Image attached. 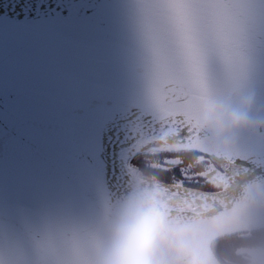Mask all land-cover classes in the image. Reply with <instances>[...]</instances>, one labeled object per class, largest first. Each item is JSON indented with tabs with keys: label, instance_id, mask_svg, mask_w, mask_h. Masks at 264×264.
<instances>
[{
	"label": "snow or ice",
	"instance_id": "snow-or-ice-1",
	"mask_svg": "<svg viewBox=\"0 0 264 264\" xmlns=\"http://www.w3.org/2000/svg\"><path fill=\"white\" fill-rule=\"evenodd\" d=\"M252 40L264 44V0H6L0 264H17L18 232L55 250L47 264H90L150 141L165 131L198 141L205 109L244 96L264 116V94L246 90ZM210 53L225 80L207 75ZM234 151L233 175L264 181V128L242 132ZM187 183L199 181L180 168L168 193Z\"/></svg>",
	"mask_w": 264,
	"mask_h": 264
},
{
	"label": "water",
	"instance_id": "water-1",
	"mask_svg": "<svg viewBox=\"0 0 264 264\" xmlns=\"http://www.w3.org/2000/svg\"><path fill=\"white\" fill-rule=\"evenodd\" d=\"M6 0H0L5 6ZM246 85L247 91L264 94V44L252 40L247 49ZM206 73L212 81H223L227 72L221 58L210 53L206 60ZM251 96H244L235 102L225 103L204 110L201 117V138L198 141L179 143L173 132L165 140L148 143L143 153L150 151L177 153L198 152L214 161L233 160L235 142L245 130L264 128V116L253 111ZM238 116L243 123L233 126L230 118ZM204 133H207L205 138ZM198 149V150H197ZM169 183H158L150 177L132 176L128 190L123 197L108 210L98 238L89 254L90 264L104 249L112 220L129 201L154 198L144 187L168 191ZM209 194L207 200L217 205L204 211L175 209L164 205L155 198L162 212V224L155 243L152 264H200L198 256L202 250L226 236L251 233L264 229V181L244 176L232 191L212 193L191 188H182L179 194L201 198ZM234 193V194H233ZM224 211L227 214H223ZM16 248L17 264H47L57 253L54 249L45 250L39 241L24 233H14L10 241ZM5 264L7 255L4 257ZM215 264H222L215 261Z\"/></svg>",
	"mask_w": 264,
	"mask_h": 264
},
{
	"label": "clouds",
	"instance_id": "clouds-1",
	"mask_svg": "<svg viewBox=\"0 0 264 264\" xmlns=\"http://www.w3.org/2000/svg\"><path fill=\"white\" fill-rule=\"evenodd\" d=\"M230 120L234 127L243 123L235 115ZM162 219L155 198L127 202L112 220L106 245L95 264H152Z\"/></svg>",
	"mask_w": 264,
	"mask_h": 264
},
{
	"label": "flooded vegetation",
	"instance_id": "flooded-vegetation-1",
	"mask_svg": "<svg viewBox=\"0 0 264 264\" xmlns=\"http://www.w3.org/2000/svg\"><path fill=\"white\" fill-rule=\"evenodd\" d=\"M172 133L173 132L170 133L168 131H165L158 138L154 139L153 141H150L149 143L157 140H165ZM172 157L184 158L186 161L194 164L195 166L193 167V170L189 171V173L191 176H193V180L194 181L198 180L199 183H187L185 185L186 188H191L204 192H212V193L232 191L233 189L237 188V185L245 176L243 173H241L240 175H233L232 172V165L234 163L233 160H224V162H217L206 156L195 154L189 151L173 153ZM195 168L197 170H195ZM136 175H139L141 177H147V175L139 172ZM149 177L153 178L154 180L156 179L154 176H149ZM174 177L176 179H179V176H173V178ZM173 178L171 179L170 182H164V183L172 184ZM155 181L157 182V180ZM144 190L150 196L161 201L164 205L175 209L204 211L217 206L214 203L204 199L184 196L181 194L177 196L175 192L169 194L168 191L161 190L158 188L144 187ZM186 203H190L191 205H188ZM214 259H211L209 257L208 261L202 264H215L216 259L215 260ZM211 260H213L214 262L212 263Z\"/></svg>",
	"mask_w": 264,
	"mask_h": 264
},
{
	"label": "rangeland",
	"instance_id": "rangeland-1",
	"mask_svg": "<svg viewBox=\"0 0 264 264\" xmlns=\"http://www.w3.org/2000/svg\"><path fill=\"white\" fill-rule=\"evenodd\" d=\"M150 153L151 156L148 157L147 162H150L152 169L153 168H164L165 164L164 161L165 160H174L179 162L178 166L176 167L175 170H171L172 166L171 165H167V167L169 168V171L164 173L167 175L168 177V181L166 182H170L173 176H178L179 175V169L183 168L187 170V173H189L190 170H193L194 164L186 161L184 158H178V157H165V156H158L160 155L159 151H150L147 152L146 154ZM195 170H197L195 168ZM138 172V171H137ZM177 173V174H175ZM190 175V173L188 174ZM149 176V175H147ZM191 176V175H190ZM193 178V176H191ZM171 197V195H170ZM167 201V200H166ZM188 205H191L190 203H186ZM243 236V239L249 241L251 244L248 247H243L240 248L238 250V253L245 259L247 260V264H264V230H259V231H254L251 233H245V234H240ZM213 257V252L211 251L210 247L207 246L204 250H202L198 256V262L200 264L202 263H206L209 259V257L211 259H214ZM208 258V259H207ZM215 260V259H214ZM212 263L214 262L213 260H211ZM217 261V260H215Z\"/></svg>",
	"mask_w": 264,
	"mask_h": 264
},
{
	"label": "trees",
	"instance_id": "trees-1",
	"mask_svg": "<svg viewBox=\"0 0 264 264\" xmlns=\"http://www.w3.org/2000/svg\"><path fill=\"white\" fill-rule=\"evenodd\" d=\"M195 154H200L198 152H193ZM151 154H142L140 159L139 173H143L145 175L154 176L159 182L168 181L167 175L164 173L162 168H153L151 167L150 162H147L148 157ZM158 156H171V153H160ZM137 172V173H138ZM136 173V174H137ZM177 174V173H175ZM179 176V175H178ZM173 178V177H172ZM250 242L243 239V236L240 234L233 236H226L217 241H214L209 247L213 252V256L218 261L224 264H247V260H245L239 253L238 250L243 247L250 246Z\"/></svg>",
	"mask_w": 264,
	"mask_h": 264
}]
</instances>
